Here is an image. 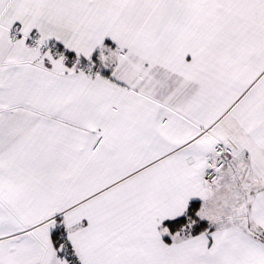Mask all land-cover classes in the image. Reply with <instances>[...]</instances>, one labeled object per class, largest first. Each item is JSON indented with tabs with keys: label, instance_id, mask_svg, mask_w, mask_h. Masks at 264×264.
Returning <instances> with one entry per match:
<instances>
[{
	"label": "snow or ice",
	"instance_id": "1",
	"mask_svg": "<svg viewBox=\"0 0 264 264\" xmlns=\"http://www.w3.org/2000/svg\"><path fill=\"white\" fill-rule=\"evenodd\" d=\"M0 264H264V0H0Z\"/></svg>",
	"mask_w": 264,
	"mask_h": 264
}]
</instances>
